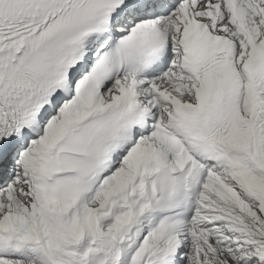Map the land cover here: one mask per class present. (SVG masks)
<instances>
[{
  "label": "snow or ice",
  "instance_id": "snow-or-ice-1",
  "mask_svg": "<svg viewBox=\"0 0 264 264\" xmlns=\"http://www.w3.org/2000/svg\"><path fill=\"white\" fill-rule=\"evenodd\" d=\"M0 264H264V0H0Z\"/></svg>",
  "mask_w": 264,
  "mask_h": 264
}]
</instances>
